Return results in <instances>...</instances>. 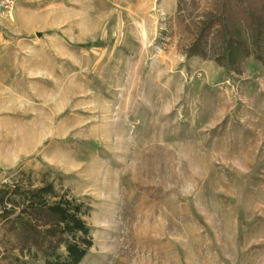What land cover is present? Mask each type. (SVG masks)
I'll use <instances>...</instances> for the list:
<instances>
[{
	"label": "rangeland",
	"instance_id": "1",
	"mask_svg": "<svg viewBox=\"0 0 264 264\" xmlns=\"http://www.w3.org/2000/svg\"><path fill=\"white\" fill-rule=\"evenodd\" d=\"M10 1L25 68L0 86V184L83 202L79 264H264V67L185 53L218 0ZM3 235L0 264H43Z\"/></svg>",
	"mask_w": 264,
	"mask_h": 264
},
{
	"label": "trees",
	"instance_id": "2",
	"mask_svg": "<svg viewBox=\"0 0 264 264\" xmlns=\"http://www.w3.org/2000/svg\"><path fill=\"white\" fill-rule=\"evenodd\" d=\"M185 53L214 60L228 72L240 73L249 56L264 67V0H218L216 11L198 20ZM86 212L83 202L51 181L37 185L17 178L0 184V229L9 251L21 257L79 264L92 246Z\"/></svg>",
	"mask_w": 264,
	"mask_h": 264
},
{
	"label": "crops",
	"instance_id": "3",
	"mask_svg": "<svg viewBox=\"0 0 264 264\" xmlns=\"http://www.w3.org/2000/svg\"><path fill=\"white\" fill-rule=\"evenodd\" d=\"M19 18L13 22H9L0 13V86H3L5 78L4 71H11V77H17V67L24 70V63L22 62V44L19 38L23 36L18 35ZM30 69V68H29Z\"/></svg>",
	"mask_w": 264,
	"mask_h": 264
},
{
	"label": "built area",
	"instance_id": "4",
	"mask_svg": "<svg viewBox=\"0 0 264 264\" xmlns=\"http://www.w3.org/2000/svg\"><path fill=\"white\" fill-rule=\"evenodd\" d=\"M0 7L2 9L3 14L6 17H9L12 19L13 17V4L10 0H0Z\"/></svg>",
	"mask_w": 264,
	"mask_h": 264
}]
</instances>
